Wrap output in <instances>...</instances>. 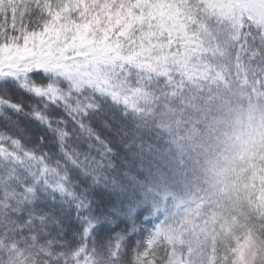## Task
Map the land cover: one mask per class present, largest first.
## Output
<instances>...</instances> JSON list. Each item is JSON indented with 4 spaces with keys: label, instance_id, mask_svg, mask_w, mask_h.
<instances>
[{
    "label": "snow or ice",
    "instance_id": "obj_1",
    "mask_svg": "<svg viewBox=\"0 0 264 264\" xmlns=\"http://www.w3.org/2000/svg\"><path fill=\"white\" fill-rule=\"evenodd\" d=\"M261 10L0 0V264H156L172 216L162 163L182 167L176 153L224 106H264ZM17 90L37 103L25 111ZM5 110L41 127L34 142Z\"/></svg>",
    "mask_w": 264,
    "mask_h": 264
},
{
    "label": "trees",
    "instance_id": "obj_2",
    "mask_svg": "<svg viewBox=\"0 0 264 264\" xmlns=\"http://www.w3.org/2000/svg\"><path fill=\"white\" fill-rule=\"evenodd\" d=\"M11 98L14 102L23 103L25 111L30 110V104L37 103L22 90L11 93ZM233 104L240 107L233 111L234 116H241L240 113L246 106L240 103ZM5 111L12 121L19 124V131L16 128L6 130L12 131L14 135L24 134L29 143L34 142L36 135L41 132V127L22 113ZM217 122H220L217 125L224 129V133L232 131L233 123L229 114L227 115V110L216 111L203 130H196L198 139L189 138L187 146H192V150L197 146V156L202 155L207 146L212 149L214 147L212 143L220 136L222 140L225 138L227 141L224 133H218L221 130L214 132ZM4 124V115L0 114V127H4ZM93 126L99 127V121H94ZM106 134L115 139L112 132ZM188 147L183 153H176L175 160H179L182 167H177L175 162L170 166L162 163L163 172L168 179L161 189L172 193V196H168L172 198L168 206L171 208L173 205L175 194L184 197L191 192L192 201L180 207L171 218L160 221L157 228L159 235L153 242L158 249L156 264H237L238 257L241 254L245 256L247 248L245 246L250 239L257 242L255 243L257 246H253L258 256L255 264H264V153L252 159L237 160L230 182L222 187V191L219 190L223 193L214 194L206 188L207 181H204L202 172L198 173L197 168L192 166L191 152H186ZM181 155L183 160H180ZM198 162L201 163L200 159ZM215 215L218 230L211 233L210 243L195 244L198 236L196 232L200 225L204 222L210 224L209 218Z\"/></svg>",
    "mask_w": 264,
    "mask_h": 264
},
{
    "label": "rangeland",
    "instance_id": "obj_3",
    "mask_svg": "<svg viewBox=\"0 0 264 264\" xmlns=\"http://www.w3.org/2000/svg\"><path fill=\"white\" fill-rule=\"evenodd\" d=\"M259 14L264 15V10H261ZM238 108L240 107L232 104L231 106H224L222 110H227V115L229 114L233 123V129L230 133L226 134L224 133V129L222 130V128L218 127L217 124L220 122L215 123L214 132L221 130L218 133H224L228 138L227 141L225 138L222 140V136H220L212 143L214 147L209 149L207 146L200 156H197V146L192 150V146L189 145L186 149V152H191L193 159L192 166L197 168L198 173L201 174L202 172V176L205 178L204 181H207V184H205L206 188H209L208 190H211L214 194L216 192L223 193L219 190L222 191V187L230 180L237 160L252 159L256 155L264 153V106H246L239 117L234 116L233 112L235 109L238 110ZM214 153L216 154L213 155ZM199 159L201 163L198 162ZM160 196L164 198L172 196V193L166 189H161ZM190 201H192L191 192L184 197L175 194L173 200L174 206H171L172 215H175L180 207L188 205ZM162 207L163 204H161ZM215 219L216 215L209 218L210 224L204 222L203 225H200L198 232H196L198 236L195 244L204 245L206 243L208 245L210 243L211 233L218 230L217 220ZM255 243L257 242L252 239L248 241L245 246L247 247L245 249V256L241 254L236 261L237 264H255L257 262L258 256L253 248V246H257ZM247 250L249 254H247ZM248 258L249 260H247Z\"/></svg>",
    "mask_w": 264,
    "mask_h": 264
}]
</instances>
